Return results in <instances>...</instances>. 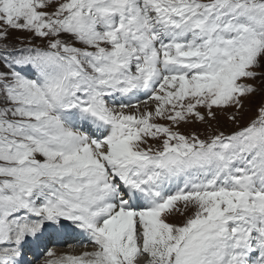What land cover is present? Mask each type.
Segmentation results:
<instances>
[{
	"label": "snow or ice",
	"instance_id": "1",
	"mask_svg": "<svg viewBox=\"0 0 264 264\" xmlns=\"http://www.w3.org/2000/svg\"><path fill=\"white\" fill-rule=\"evenodd\" d=\"M28 251L264 264V0H0V264Z\"/></svg>",
	"mask_w": 264,
	"mask_h": 264
},
{
	"label": "rangeland",
	"instance_id": "2",
	"mask_svg": "<svg viewBox=\"0 0 264 264\" xmlns=\"http://www.w3.org/2000/svg\"><path fill=\"white\" fill-rule=\"evenodd\" d=\"M13 35V37H17V38H20V39H23L24 37H26L28 34L27 33H13L12 34ZM250 115H252V113H248L247 114V116H250ZM247 116H246V118H245V120L247 119ZM182 130H184V131H192V130H198V131H203V128L201 127V128H197V126H195V125H191V126H187V127H185L184 129H182ZM180 219L181 218H177V222H179L180 221ZM52 244V243H51ZM73 245V240H71L70 242H68V244H67V246L65 245V244H63V247L62 248H60V249H56V251L58 252V253H65V252H68V251H72L68 246L69 245ZM78 248V247H77ZM61 250V251H60ZM75 251H76V248H75ZM29 253H30V255H29V257H31V259L33 258V257H35L34 255H33V252L32 251H28ZM43 259V258H42ZM41 259V260H42ZM33 264H37V262L36 261H34L33 262Z\"/></svg>",
	"mask_w": 264,
	"mask_h": 264
},
{
	"label": "bare ground",
	"instance_id": "3",
	"mask_svg": "<svg viewBox=\"0 0 264 264\" xmlns=\"http://www.w3.org/2000/svg\"><path fill=\"white\" fill-rule=\"evenodd\" d=\"M71 239H73V238L69 237V238H67V239H65V240L55 241V243H54L53 246H54L56 249H57V248L60 249V248H62V246H63L62 244H63V243L67 244V242H68L69 240H71ZM75 243H76V241H74V244H75ZM74 244H73V245H74ZM51 245H52V244H50L49 247H51ZM41 250H42V249H41ZM71 250H72V249H71ZM60 251H61V250H60ZM79 251H80V249H79V248H76V251H75V252L78 253ZM41 258H42V257H41ZM27 260H29V253L27 254Z\"/></svg>",
	"mask_w": 264,
	"mask_h": 264
}]
</instances>
